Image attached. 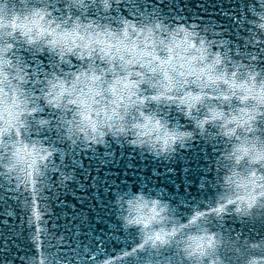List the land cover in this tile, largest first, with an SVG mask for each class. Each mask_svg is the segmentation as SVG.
<instances>
[{"label": "snow or ice", "instance_id": "1", "mask_svg": "<svg viewBox=\"0 0 264 264\" xmlns=\"http://www.w3.org/2000/svg\"><path fill=\"white\" fill-rule=\"evenodd\" d=\"M0 264H264V0H0Z\"/></svg>", "mask_w": 264, "mask_h": 264}, {"label": "water", "instance_id": "2", "mask_svg": "<svg viewBox=\"0 0 264 264\" xmlns=\"http://www.w3.org/2000/svg\"><path fill=\"white\" fill-rule=\"evenodd\" d=\"M89 197L90 193L87 192H83L80 190L76 191V196L73 197L71 194L68 195V202L70 204L75 203L77 205V207L80 206V201L77 199L78 197ZM93 204V201H91L90 199H87V202L85 203L84 207H83V211L87 214L88 208L91 207Z\"/></svg>", "mask_w": 264, "mask_h": 264}, {"label": "clouds", "instance_id": "3", "mask_svg": "<svg viewBox=\"0 0 264 264\" xmlns=\"http://www.w3.org/2000/svg\"><path fill=\"white\" fill-rule=\"evenodd\" d=\"M245 148H248L249 150H251V143L250 142L245 143V142H243V140H241V142H238L235 145V149L239 155H243Z\"/></svg>", "mask_w": 264, "mask_h": 264}]
</instances>
